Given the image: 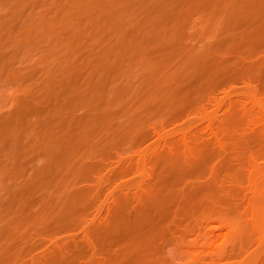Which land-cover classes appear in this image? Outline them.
<instances>
[{
	"label": "rangeland",
	"instance_id": "obj_1",
	"mask_svg": "<svg viewBox=\"0 0 264 264\" xmlns=\"http://www.w3.org/2000/svg\"><path fill=\"white\" fill-rule=\"evenodd\" d=\"M0 264H264V0H0Z\"/></svg>",
	"mask_w": 264,
	"mask_h": 264
}]
</instances>
